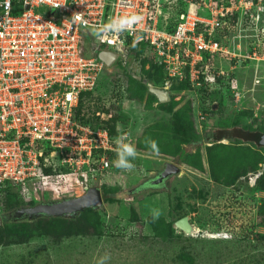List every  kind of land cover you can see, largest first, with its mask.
Instances as JSON below:
<instances>
[{
  "label": "rangeland",
  "instance_id": "obj_1",
  "mask_svg": "<svg viewBox=\"0 0 264 264\" xmlns=\"http://www.w3.org/2000/svg\"><path fill=\"white\" fill-rule=\"evenodd\" d=\"M124 79L115 67L104 69L86 101L90 114L97 106H120L119 126L138 153L126 182L122 176L109 183L112 189L100 190L104 218L77 214L79 234L65 238L68 221L39 216L26 223L4 210L7 197L0 194V264H100L106 256L104 264H264V147L234 138L238 130L264 134V92L252 86L249 70L241 69L243 96L230 105L218 96L196 95L187 86L177 89L176 82L165 81L162 90L168 93L169 106L163 107L146 86L158 85L163 77L157 75L152 82L145 77L140 84L129 79L125 84ZM172 113L204 142H193ZM201 113L207 115L204 122ZM149 139L156 141L157 153L146 146ZM164 163L180 172L160 186L141 187L147 178L135 170L152 178ZM33 183L26 207L80 196L71 176ZM182 215L196 230L194 237L174 228ZM10 223L13 228H7ZM25 224H34L29 230L41 228L44 236L12 244L16 233L25 232Z\"/></svg>",
  "mask_w": 264,
  "mask_h": 264
},
{
  "label": "built area",
  "instance_id": "obj_2",
  "mask_svg": "<svg viewBox=\"0 0 264 264\" xmlns=\"http://www.w3.org/2000/svg\"><path fill=\"white\" fill-rule=\"evenodd\" d=\"M181 1L186 10L170 33L158 21L173 0H0V189L14 186L27 201L29 185L44 181L47 168L66 170L57 178L73 177L80 196L129 178L114 166L116 138L134 145L126 130L110 136L105 122L112 114L96 112L97 126L75 116L81 94L93 92L107 68L100 51L116 55L112 67L135 76L148 58L162 66L166 83L187 81L201 96L218 90L232 103L243 96L241 69L251 68L252 86L264 92V0ZM132 15L141 19L131 29L99 32Z\"/></svg>",
  "mask_w": 264,
  "mask_h": 264
},
{
  "label": "trees",
  "instance_id": "obj_3",
  "mask_svg": "<svg viewBox=\"0 0 264 264\" xmlns=\"http://www.w3.org/2000/svg\"><path fill=\"white\" fill-rule=\"evenodd\" d=\"M185 10H186V5L181 0H173V3L171 5H169L166 9V16L159 18L158 29L163 30V31L165 30V31L170 32V33L173 32V30L176 27V24L178 22L179 15L181 13H183ZM83 41H85V42H83ZM81 48H82L81 53L83 55H87L86 51H87V48H89V43H88V39H87L85 34L82 35ZM143 51H144L143 45L139 46L138 50H133V52L135 54V59H138L139 55H141L143 53ZM209 63H210V61H209ZM146 65H148V68L145 67ZM247 69L249 70L250 74H252V69L251 68H247ZM118 71L125 78L122 81V83L124 82L125 84H128L127 83L128 79L134 80L138 84L141 83V82H139V80L137 81V79H135V75H133L131 72H128L127 70H119V69H118ZM140 73L142 75L141 79H145V77H146L148 82H152L151 80L154 77H156L157 75H160L161 77H163V80L158 85H155L152 82L154 88L161 89V90L163 89L164 82L167 79H166V76L164 75V70H163L162 66H157V65L153 64L148 58H144V59L140 60L139 71L137 74L139 75ZM145 73L147 75H145ZM176 84H177L176 85L177 89L179 87L182 88V87L187 86L190 90H192L187 81L181 82V83L176 82ZM142 86L145 87L144 85H142ZM93 92H94V90H93ZM93 92H87V93L81 94L78 107L75 111L76 119L83 124H92V125L97 126L98 125V119L94 116V114L96 112H104L106 114H112L111 119L109 121L105 122V125L109 129L110 136L115 137L117 134L116 128H118V127L121 128L119 125L123 124L122 123L123 117L119 113L120 106H118L119 108L118 107L114 108V107L104 106V105L99 106V107L97 106L95 111L90 114L89 111H91V109L89 108L88 105H86V101L90 100V98L93 95ZM120 92H121V90H120ZM151 96L155 99L154 95H151ZM202 96H218V98H220V99L223 98L218 90L210 92L208 95H202ZM125 97H126V95H125ZM130 98H131V96H127V98H125V99L129 100ZM119 99H120V101H122L123 96H122V98L119 97ZM228 102L230 105L231 102L230 101H228ZM166 106H169V105H166V104L163 105V107H166ZM172 118L178 120L177 115L175 113H172ZM178 122L182 126L185 127L186 135L193 142H198V143L204 142V140L202 138H200L198 135H196L192 130H190L184 122H182L180 120H178ZM261 135H264V134L259 132V131L243 130L241 132V130H238L236 132L234 138H238L240 141H242V143H245V144H252V145H255L256 147H262L259 144V138ZM227 138L231 139V136H227ZM44 175L46 176L45 180L55 179L57 177H61L62 175L63 176L67 175V172L64 169L47 168V169H44ZM101 189H112V188L110 186H103ZM0 194H3L7 197L6 205L4 208V210H6V212L14 213L20 209L30 208V207H26L27 204L21 198V196L18 194V191L16 190V188L14 186L6 185V187H4L3 189H0ZM104 201L105 202L107 201L106 197L104 198ZM32 207H34V206L31 205V208ZM102 211H103V209L89 208V209H86L84 212H90V213H93L94 215L99 213V216L101 217L99 219H103L104 214ZM41 217L47 218V219L59 218V219H62L64 221H68L69 222V228L66 230V232L64 234L65 238L77 237L79 234V232L76 229L77 228L76 215L71 216V217H44V216H41ZM182 217H183V215H182ZM36 218L37 217H33V218L21 217L20 219H25L26 223L32 224L33 222H35ZM128 223L131 224L130 222H128ZM6 226H7V228H10V227L13 228L14 227L13 223L7 224ZM32 226H30V224L28 226L25 224V232L24 233H16L14 235V240H13L15 242H13L12 244H21V243L28 242L30 239L42 238L44 236L43 230L41 228L33 227L29 230V228ZM263 239H264V237H263ZM8 241L12 242L10 240H8Z\"/></svg>",
  "mask_w": 264,
  "mask_h": 264
},
{
  "label": "water",
  "instance_id": "obj_4",
  "mask_svg": "<svg viewBox=\"0 0 264 264\" xmlns=\"http://www.w3.org/2000/svg\"><path fill=\"white\" fill-rule=\"evenodd\" d=\"M97 58L104 62L107 68H111L114 65L117 56L113 53L100 51L97 54ZM137 80H141L140 77L135 76ZM148 91L154 95L158 102L165 104L169 102L168 93L165 90L154 88L151 84L146 83ZM216 106L213 107V109ZM260 146L264 147V135H261L259 138ZM180 172V169L172 164L165 163L161 172H159L155 178L150 179L147 183L148 186H159L164 180L170 178L173 175H176ZM103 200L101 198V192L98 188H91L85 194L72 198L66 199L61 202H53L35 206L32 208H24L14 212L16 216L22 217H71L89 208H102ZM2 225V218L0 216V226ZM174 228L181 232L185 237H194L197 235L196 230L189 222L187 216L180 218L175 221L173 224Z\"/></svg>",
  "mask_w": 264,
  "mask_h": 264
},
{
  "label": "clouds",
  "instance_id": "obj_5",
  "mask_svg": "<svg viewBox=\"0 0 264 264\" xmlns=\"http://www.w3.org/2000/svg\"><path fill=\"white\" fill-rule=\"evenodd\" d=\"M140 19L141 17L136 15L120 17L109 22L107 25L101 27L99 29V32L100 33L108 32V31L120 32L127 29H131L132 26L135 23H137ZM75 20L81 23H86L82 20V17L79 14L75 16ZM125 141H126V137L124 136H118L115 140L117 147H116V160L114 161V166L124 171H132L135 165L132 164L131 161L137 158L138 153L133 144ZM145 143L146 146L149 147L153 153L158 152V145L156 141L149 139ZM105 259H108V257L106 256L102 258L100 264H104Z\"/></svg>",
  "mask_w": 264,
  "mask_h": 264
},
{
  "label": "flooded vegetation",
  "instance_id": "obj_6",
  "mask_svg": "<svg viewBox=\"0 0 264 264\" xmlns=\"http://www.w3.org/2000/svg\"><path fill=\"white\" fill-rule=\"evenodd\" d=\"M164 164H165V163H164ZM164 164L162 165V169H163ZM162 169H161V170H162ZM161 170H160L159 172H161ZM159 172H157L152 178H150V175H149L148 178H147L146 180H143V182H142L143 184L141 185V187L148 186V185H147L148 181H149L150 179L155 178L156 175H157ZM166 180H167V179H166ZM164 181H165V180H164ZM164 181H163V182H164ZM163 182H162L160 185H162ZM160 185H159V186H160ZM27 209H28V208H27Z\"/></svg>",
  "mask_w": 264,
  "mask_h": 264
}]
</instances>
